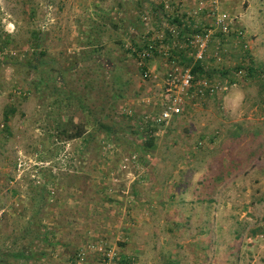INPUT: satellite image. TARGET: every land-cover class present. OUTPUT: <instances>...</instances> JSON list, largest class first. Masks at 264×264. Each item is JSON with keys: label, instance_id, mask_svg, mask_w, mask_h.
Returning <instances> with one entry per match:
<instances>
[{"label": "rangeland", "instance_id": "rangeland-1", "mask_svg": "<svg viewBox=\"0 0 264 264\" xmlns=\"http://www.w3.org/2000/svg\"><path fill=\"white\" fill-rule=\"evenodd\" d=\"M208 31L195 63L186 39ZM198 64L215 93L151 132L166 76ZM262 74L264 0H0V264H105L101 247L112 264H264Z\"/></svg>", "mask_w": 264, "mask_h": 264}, {"label": "built area", "instance_id": "built-area-1", "mask_svg": "<svg viewBox=\"0 0 264 264\" xmlns=\"http://www.w3.org/2000/svg\"><path fill=\"white\" fill-rule=\"evenodd\" d=\"M168 6H165V9H168ZM182 23V22H181ZM234 20L230 18V16L226 14L218 15L216 18V29H220L222 34H229L230 31L234 29ZM185 26H182L184 29ZM181 28H172L169 30V33L172 35H179V30ZM213 32L208 31L207 33L199 35H190L186 39V47L195 50L193 54V58L197 62H200L203 59L204 52L207 49V45L209 43V38ZM238 38L243 37V33L237 30L235 32ZM148 77V73L145 74V78ZM195 78L190 70H181L178 72H171L166 76L165 79V90L162 94V104H161V112L158 116H145L143 121L145 123H151L152 125L157 126H167L169 122L173 118H178L179 115L183 113L184 110V100L191 99V92L194 93L196 98H204L206 92L208 95H213L215 93L216 87L210 85L209 82H201V83H194ZM99 253H104L105 258L103 261H106L105 264H112L114 261L115 253L113 250H104L101 247Z\"/></svg>", "mask_w": 264, "mask_h": 264}, {"label": "trees", "instance_id": "trees-1", "mask_svg": "<svg viewBox=\"0 0 264 264\" xmlns=\"http://www.w3.org/2000/svg\"><path fill=\"white\" fill-rule=\"evenodd\" d=\"M158 11H159V14H161L159 8H158ZM174 23H176L179 26H181L176 21H174ZM242 70L243 71L244 70L247 71L249 77L253 76L255 74L254 72L256 71L254 67L252 68V66H250L248 68H244L242 66L238 67V71L239 72H241ZM203 73H205V72H204L203 67L200 64L196 65L192 69V74L193 75L201 76V75H203ZM261 77H262L261 79L264 80V74H262ZM113 79H114V82L118 81V79L116 78V76ZM207 95H208V92H206V95H205L204 98H206ZM8 120H9V116L8 115H5L4 116V122H5V124L8 122ZM150 126H151V129H152V130L150 129V131L153 132V133H157V131H158L157 129H159V128H164L162 126H157V125H150ZM100 127H102V126H100ZM102 129L103 130H106L107 128L106 127H102ZM106 131L110 132L109 129H107ZM136 131H138V134L141 135V137H142V141H140V142H141V148L143 149V151H145L146 153H149V154H151L152 152H154L155 149H156V147H155V140H154L153 133L147 131L146 129L143 130V131H139V129H137ZM154 131H156V132H154ZM81 135H82L81 132L78 131V132H76L74 134L73 137H70V138L76 139V138H79ZM233 159H234V157H233ZM245 163H247V162L240 163L239 160H237V159H235V161L230 160L228 166L224 169V172L225 171L226 172L227 171H230L231 173H235V172H237L239 170L238 165L243 166V164H245ZM217 184L218 183H215V179H214V181H213V189L216 187ZM215 190H216V188H215ZM2 256H3V254H2ZM4 256H5V254H4ZM6 257H8V255H6ZM9 257H11V258H13V259H15L17 261H23V262L24 261H29L31 259L23 251H17L16 253L10 255ZM4 259H6V258L4 257Z\"/></svg>", "mask_w": 264, "mask_h": 264}, {"label": "crops", "instance_id": "crops-1", "mask_svg": "<svg viewBox=\"0 0 264 264\" xmlns=\"http://www.w3.org/2000/svg\"><path fill=\"white\" fill-rule=\"evenodd\" d=\"M211 190H212V192H211ZM211 190L209 191L208 194H209V195H211V194L214 195V193H215V191H216L215 188L213 189V187H212ZM197 199L199 200V195L197 196Z\"/></svg>", "mask_w": 264, "mask_h": 264}]
</instances>
